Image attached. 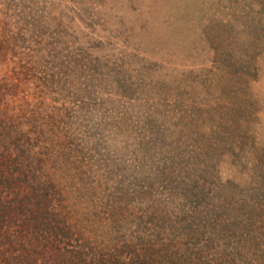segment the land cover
<instances>
[{"label": "rangeland", "instance_id": "rangeland-1", "mask_svg": "<svg viewBox=\"0 0 264 264\" xmlns=\"http://www.w3.org/2000/svg\"><path fill=\"white\" fill-rule=\"evenodd\" d=\"M9 1L0 0V16ZM64 4L65 0H24L14 18L68 15ZM70 4L82 6L79 16L92 18L91 26H81L76 34L88 33L90 43L82 44L91 48L87 57L98 62L93 68L87 65L78 69L74 65L68 71L76 97L94 99L90 108L94 122L104 125L99 130L106 135L102 145L100 136L95 135L92 142L104 147V155L110 160L122 164L125 176L145 182L144 193L119 210L121 231H112L113 237L125 240L128 235L129 239L130 228L137 229L132 223L137 220L133 212L144 213L148 207L153 215L168 212L174 206L169 187L179 192V181L196 175L201 176L200 187L193 194H199L200 204L214 206L222 215L217 195L234 188L233 195H228L233 197L238 190L251 187L257 175L264 174V0H74ZM5 55L8 57L0 52L1 58ZM103 56L110 59L107 64ZM81 62L75 55L72 63L85 65ZM43 70L49 72L50 68ZM51 111L54 120L62 122L50 119L42 124V136H47L51 145L60 142L63 146L71 141L82 145L86 128L90 129L87 123L80 118L70 123L63 108ZM149 120L156 127H169V133L157 132L165 145L150 147L136 137ZM191 148L193 155L188 153ZM178 154L182 156L175 160L183 171L177 176L167 172L164 177L172 182L167 190V180L148 173L161 162L159 158ZM253 156L263 165L253 161L249 167ZM134 164L137 173L129 169ZM219 181L230 183L227 189L215 192ZM107 201L106 196L101 197L96 205L103 207ZM79 205L76 226H82L86 236L91 230L108 235L105 213L97 207L94 216L90 211V207L96 208L93 203L90 207Z\"/></svg>", "mask_w": 264, "mask_h": 264}, {"label": "trees", "instance_id": "trees-1", "mask_svg": "<svg viewBox=\"0 0 264 264\" xmlns=\"http://www.w3.org/2000/svg\"><path fill=\"white\" fill-rule=\"evenodd\" d=\"M21 1L10 0L0 16V52L8 55L0 56V264H264V174L233 197L234 188L223 196L216 194L221 215L216 207L200 204L199 194H193L200 187L201 176L184 177L179 192L173 186L167 189L172 183L164 177L167 172L177 176L183 171L175 160L181 154L159 158L161 162L148 173L167 180L164 187L173 195L170 203L174 206L161 216L158 212L153 215L149 207L144 213L133 212L137 220L132 223L137 229L130 228L129 239L128 235L125 240L113 237L112 231H121L118 214L126 202L144 193L145 182L125 176L122 164L106 157L104 147L93 144L95 135L100 136L101 145L104 142L106 135L99 131L104 125L94 122L90 110L94 99L77 98L71 84L70 66L86 69L98 62L87 57L91 48L82 44L90 43L88 33L76 34L81 26H91L92 18L79 16L82 6L65 0L63 8L70 11L68 15L27 14L15 19ZM28 30L32 33L26 38ZM75 55L85 65L72 63ZM102 60L110 61L108 56ZM46 67L49 72L43 70ZM62 108L70 123L80 118L90 128H86L82 145L72 141L51 145L47 136H42V124L54 120L51 110ZM155 127L147 121L135 135L150 147L165 145L157 132L169 133V127L159 125L157 131ZM188 153L195 154L192 148ZM253 161L263 165L253 156L249 167ZM129 169L139 171L136 164ZM229 183L219 181L215 192L227 189ZM149 185L153 187L152 182ZM105 196L107 203L96 205ZM85 204L94 216L97 207L105 213L108 235L91 230L86 236L82 226H76L77 205ZM199 238L205 240L197 241Z\"/></svg>", "mask_w": 264, "mask_h": 264}]
</instances>
